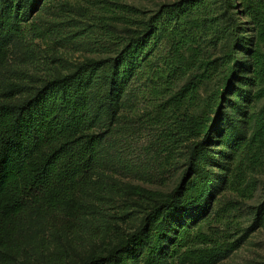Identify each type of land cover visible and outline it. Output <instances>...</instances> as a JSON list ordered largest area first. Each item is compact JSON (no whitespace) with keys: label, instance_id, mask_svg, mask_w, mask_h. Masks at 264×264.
Segmentation results:
<instances>
[{"label":"rangeland","instance_id":"374dc122","mask_svg":"<svg viewBox=\"0 0 264 264\" xmlns=\"http://www.w3.org/2000/svg\"><path fill=\"white\" fill-rule=\"evenodd\" d=\"M26 2L31 12L21 22L23 34L0 53V85H26L11 103L88 60L107 70L132 34L141 46L119 87L108 79L88 91L101 162L82 195L69 208H29L0 264H80L107 256L178 185L195 140L202 141L176 209L149 219L146 235L159 233L163 249L180 223L189 224V240L220 249L208 263L183 254V247L168 260L172 264H264V0ZM173 29L186 40L179 46L182 58ZM188 82L197 92L178 98ZM191 114L207 119L208 136L183 131ZM193 183L203 188L202 198L185 206ZM199 233L205 237L194 238ZM148 243L129 251L127 264H144Z\"/></svg>","mask_w":264,"mask_h":264},{"label":"trees","instance_id":"16d2710c","mask_svg":"<svg viewBox=\"0 0 264 264\" xmlns=\"http://www.w3.org/2000/svg\"><path fill=\"white\" fill-rule=\"evenodd\" d=\"M30 5H36V2ZM30 12L26 0H4L0 5V53L12 38L23 34L21 22L28 20ZM169 34L175 41L176 54L181 57L179 46L186 40L175 29ZM134 35L125 43L121 56L111 64L107 63V70L100 72V64L88 60L71 72L45 80L31 96L19 103H11L9 99L16 95L17 90L22 92L26 85H0V256L5 255L6 249L13 243V237L29 208H69L82 195L90 174L101 162V135L93 130L96 117L91 110L88 91L95 82L110 79L112 84L119 87L123 80L129 78L139 52L137 49L141 46ZM233 71V67H230L225 76L230 78ZM201 76L203 74L198 75ZM196 92L197 84L188 82L177 96L190 99ZM112 94L109 90L106 96L111 97ZM215 101L216 98H213L210 104H215ZM262 122L259 132L264 135V120ZM182 128L190 137L201 135L203 139L209 135L211 126L207 119L191 114L184 119ZM201 141L193 142L190 162L181 181L158 200L157 205L144 217L141 226L135 232L128 233L107 256H93L80 264H127L125 255L147 241L144 264H172L168 260L183 247H186L183 254L190 253L191 257L205 259L208 263L221 256L215 242L202 248L199 246L201 239L189 240V224L180 223L163 249L160 248L159 233L147 236L148 230L145 231L150 220L155 222L176 209L177 195L184 187L185 177L191 171ZM191 191L186 196L185 206H194L202 198L203 188L197 183H193ZM197 236L205 237L199 233L194 238ZM189 241H192L191 247H187Z\"/></svg>","mask_w":264,"mask_h":264}]
</instances>
